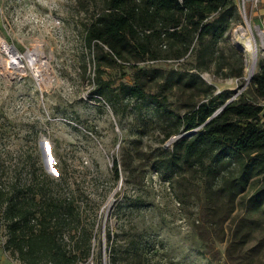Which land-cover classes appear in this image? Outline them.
<instances>
[{
  "label": "rangeland",
  "instance_id": "rangeland-1",
  "mask_svg": "<svg viewBox=\"0 0 264 264\" xmlns=\"http://www.w3.org/2000/svg\"><path fill=\"white\" fill-rule=\"evenodd\" d=\"M102 1L0 0V186L63 183L60 199L73 195L80 227H93V254L80 264H109L110 257L115 264H264V217L248 214L238 203L223 236H211L202 225L201 183L194 190L169 183L148 159L170 151L177 140H164L175 127L173 116L159 117L147 101L127 97L119 88L131 84L133 65L186 69L193 56L113 65L102 68L98 80L96 51L84 35ZM235 3L227 41L220 47L235 60L241 54L246 65L249 53L240 34L248 24L259 46L256 72L264 63L256 36L262 29L254 21L258 5L246 3L244 18ZM4 47L19 54V66L8 64ZM201 77L233 97L249 84L245 69L241 79H218L209 72ZM102 81L110 85V95L98 92ZM240 219L254 231L244 257L232 260L226 248ZM5 242L0 214V264H22L4 249Z\"/></svg>",
  "mask_w": 264,
  "mask_h": 264
},
{
  "label": "trees",
  "instance_id": "trees-1",
  "mask_svg": "<svg viewBox=\"0 0 264 264\" xmlns=\"http://www.w3.org/2000/svg\"><path fill=\"white\" fill-rule=\"evenodd\" d=\"M102 2L84 35L96 51L98 80L102 68L113 65L194 58L186 69L133 65L131 84L119 85L127 97L147 101L159 117L173 116L175 127L164 140L178 138L170 151L148 156L151 165L184 189L194 190L201 183L202 225L215 238L223 236V225L238 203L248 214L264 217V63H258L246 89L235 97L201 77L205 72L218 79L243 77L242 55L235 60L220 47L236 14L235 0ZM102 84L98 92L110 95V85ZM171 99L177 108H172ZM113 175L118 180L116 161ZM30 183L19 189L0 186L4 249L22 264L86 262L94 251L93 227L89 231L80 227L76 198L60 199L63 183ZM253 231L246 219L235 222L226 248L228 259L244 257ZM109 264H115L111 257Z\"/></svg>",
  "mask_w": 264,
  "mask_h": 264
},
{
  "label": "bare ground",
  "instance_id": "bare-ground-1",
  "mask_svg": "<svg viewBox=\"0 0 264 264\" xmlns=\"http://www.w3.org/2000/svg\"><path fill=\"white\" fill-rule=\"evenodd\" d=\"M240 36L245 40L246 51L249 53V58L245 65V76L246 81L248 82L249 79L255 74L254 72L256 69L257 51L259 46L256 43L255 34L252 32L248 24L246 29H241ZM256 36H258L261 41L260 47L264 48V32H261L257 28ZM29 55L35 58L37 56L35 53H29Z\"/></svg>",
  "mask_w": 264,
  "mask_h": 264
},
{
  "label": "built area",
  "instance_id": "built-area-1",
  "mask_svg": "<svg viewBox=\"0 0 264 264\" xmlns=\"http://www.w3.org/2000/svg\"><path fill=\"white\" fill-rule=\"evenodd\" d=\"M260 0H238V11L241 16L244 18L247 17L246 14V3L251 4V6L256 7L259 4ZM264 32V30H261ZM5 48V47H4ZM5 56L8 59V64L10 66H19V62L21 61V57L17 52H15L13 49H6L5 48Z\"/></svg>",
  "mask_w": 264,
  "mask_h": 264
},
{
  "label": "crops",
  "instance_id": "crops-1",
  "mask_svg": "<svg viewBox=\"0 0 264 264\" xmlns=\"http://www.w3.org/2000/svg\"><path fill=\"white\" fill-rule=\"evenodd\" d=\"M254 21L264 30V0H260L257 11L254 13Z\"/></svg>",
  "mask_w": 264,
  "mask_h": 264
},
{
  "label": "water",
  "instance_id": "water-1",
  "mask_svg": "<svg viewBox=\"0 0 264 264\" xmlns=\"http://www.w3.org/2000/svg\"><path fill=\"white\" fill-rule=\"evenodd\" d=\"M250 80H251V78L249 79V81H250ZM249 81H248V82H249ZM191 133H192V132H191ZM191 133H189V134H191Z\"/></svg>",
  "mask_w": 264,
  "mask_h": 264
}]
</instances>
